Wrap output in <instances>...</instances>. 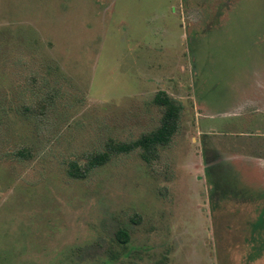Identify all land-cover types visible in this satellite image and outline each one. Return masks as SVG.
Listing matches in <instances>:
<instances>
[{"label": "rangeland", "instance_id": "1", "mask_svg": "<svg viewBox=\"0 0 264 264\" xmlns=\"http://www.w3.org/2000/svg\"><path fill=\"white\" fill-rule=\"evenodd\" d=\"M263 207L264 0H0V264H264Z\"/></svg>", "mask_w": 264, "mask_h": 264}, {"label": "trees", "instance_id": "2", "mask_svg": "<svg viewBox=\"0 0 264 264\" xmlns=\"http://www.w3.org/2000/svg\"><path fill=\"white\" fill-rule=\"evenodd\" d=\"M154 102L157 105L163 107L161 122L156 129L132 142L117 144L109 143L107 145V150L103 153H92L87 157V161L84 165V168H82V172L76 163H71L69 174L73 177H83L85 172L89 169L104 164L112 153H127L137 147L143 149L141 156L146 161L155 158L157 146L167 145L177 129L180 106L177 105L174 100L164 92H158V94H156L154 97ZM263 221L264 211H261L259 216L256 217V220L250 225L251 233L249 242L251 243V252L247 255V260L249 259L253 261L260 257L261 250L256 252L254 249H256V246H258L256 236L261 235V229L264 233ZM123 235L125 236L126 234L123 233Z\"/></svg>", "mask_w": 264, "mask_h": 264}]
</instances>
